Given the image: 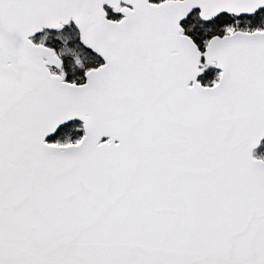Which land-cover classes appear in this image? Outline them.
Instances as JSON below:
<instances>
[{
	"label": "snow or ice",
	"instance_id": "obj_1",
	"mask_svg": "<svg viewBox=\"0 0 264 264\" xmlns=\"http://www.w3.org/2000/svg\"><path fill=\"white\" fill-rule=\"evenodd\" d=\"M264 0H0V264H264Z\"/></svg>",
	"mask_w": 264,
	"mask_h": 264
},
{
	"label": "rangeland",
	"instance_id": "obj_2",
	"mask_svg": "<svg viewBox=\"0 0 264 264\" xmlns=\"http://www.w3.org/2000/svg\"><path fill=\"white\" fill-rule=\"evenodd\" d=\"M254 155L257 156H264V147L259 148L258 150L255 151Z\"/></svg>",
	"mask_w": 264,
	"mask_h": 264
},
{
	"label": "water",
	"instance_id": "obj_3",
	"mask_svg": "<svg viewBox=\"0 0 264 264\" xmlns=\"http://www.w3.org/2000/svg\"><path fill=\"white\" fill-rule=\"evenodd\" d=\"M257 150H258V149H257ZM255 151H256V150H255ZM255 151H254V152H255Z\"/></svg>",
	"mask_w": 264,
	"mask_h": 264
}]
</instances>
